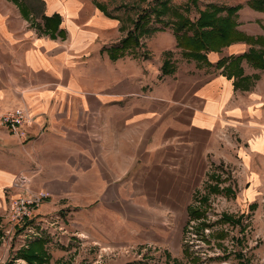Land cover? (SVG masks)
Instances as JSON below:
<instances>
[{
    "label": "crops",
    "instance_id": "obj_1",
    "mask_svg": "<svg viewBox=\"0 0 264 264\" xmlns=\"http://www.w3.org/2000/svg\"><path fill=\"white\" fill-rule=\"evenodd\" d=\"M36 2L40 24H28L35 13L26 2L15 16L24 24H0V223L11 198L46 192L36 217L59 213L88 243L156 241L173 223L183 228L194 193L220 167L244 175L247 197L258 199L264 70L243 59L240 78L248 80L235 86L239 78L217 66L250 45L208 52V63L165 58L179 48L163 29L114 58L110 49L131 26L89 0ZM250 12L238 10L237 29L263 34L243 25ZM53 15L57 28L45 29ZM166 59L172 70L163 74ZM16 108L30 118L20 134L1 122ZM18 175L24 188L13 186Z\"/></svg>",
    "mask_w": 264,
    "mask_h": 264
},
{
    "label": "rangeland",
    "instance_id": "obj_2",
    "mask_svg": "<svg viewBox=\"0 0 264 264\" xmlns=\"http://www.w3.org/2000/svg\"><path fill=\"white\" fill-rule=\"evenodd\" d=\"M89 1L102 6L109 14L117 16L127 27L132 25L139 14L150 12L157 2L156 0ZM169 1L172 6L178 7V11L189 21L195 20L199 11L208 9L210 4L226 7L241 4V8L254 10L247 5L249 0H197L196 5L188 0ZM25 2L35 13L28 24H40V20L36 21L35 18L41 13L42 8L37 7L36 0H17V2L0 0V24L2 21H5L8 27L19 21L24 24L23 19L19 20L15 16H18V5L21 6ZM254 11L257 13L250 12L242 23L244 26L248 25L247 28L253 29V32L255 29H261L263 34L257 36H264V10ZM168 13L164 18L171 22L175 18ZM152 19L154 20L153 17ZM235 19L238 25L237 13ZM164 29L172 32L171 27ZM147 36L149 35L140 38ZM261 44L264 50V41ZM248 45L249 48L251 46L259 48V45ZM179 49L174 48L168 56L171 58L177 53L183 57V49ZM249 65L258 68L250 63ZM216 171L221 179L219 187H227L230 191L209 193L206 184L210 181L206 178L199 187V191L202 194L208 193L209 197L203 218L199 221L188 218L182 229L180 224L173 223L170 236L156 241H140L122 247H101L88 243L82 236L72 233L59 213L35 217L38 209L36 208L34 218L25 224L12 227L13 222L8 211V217L0 223V264H33L25 258L24 252L31 251V246L34 247L32 243L38 241L40 246L36 245L34 250L40 249L48 258L41 264H264V192L258 193L255 202H250L246 195L248 190L246 191L244 175L236 173L231 168L220 167ZM225 213L234 219L241 216V219L237 223L223 222L221 219ZM200 222L208 225L202 230L198 228L197 231V224Z\"/></svg>",
    "mask_w": 264,
    "mask_h": 264
},
{
    "label": "trees",
    "instance_id": "obj_3",
    "mask_svg": "<svg viewBox=\"0 0 264 264\" xmlns=\"http://www.w3.org/2000/svg\"><path fill=\"white\" fill-rule=\"evenodd\" d=\"M17 2V0H13ZM141 1V0H140ZM145 1V0H142ZM157 2L151 8V11L139 14L136 20H133L130 29L128 30L126 36L121 40L120 46L112 47L110 49V55L115 58L118 53L132 49L139 45L140 37L143 35H150L156 31L163 30L166 27L172 28V33L176 38V46L182 48V56L184 58L194 59L200 62H207V53L214 51L220 52L224 46H227L233 42L242 41L251 45H259V48L250 47L243 54L238 56H230V61L226 64L227 59L222 58L217 62V66H224L227 69L228 76L238 77L235 86H237V81L248 80L247 77L240 78L242 74V69L240 67V62L245 59L248 63L256 66L258 68L264 69V50L262 49L261 42L264 41V36H248L237 30V22L235 15L237 11L242 7L241 4L235 6H218L210 4L208 9L201 10L195 20L189 21L185 18L179 11L178 7L172 6L169 0H156ZM191 4L196 5L197 0H188ZM18 5V4H17ZM247 5L254 10H264V0H249ZM19 10L25 13V8L21 4L18 5ZM102 7V6H99ZM103 8V7H102ZM104 9V8H103ZM184 10V8H183ZM168 14L178 20H166L164 15ZM225 14H222V13ZM111 17H117L109 14ZM154 18V20L152 19ZM118 18V17H117ZM59 23V17L53 15L51 17L44 18L45 29L55 30ZM160 25V26H158ZM170 52L165 53V58L168 57ZM172 69L169 65V60H164L162 65V73H169ZM208 179L214 181V183H207V191L209 193L213 192H229L227 187L220 188L219 175L211 173ZM208 193L202 194L199 190L194 193L193 201L188 206L189 219H195L199 221L204 216L205 207L208 203ZM241 219L239 216L237 219L232 218L229 214L222 215L223 222H235L237 223ZM204 222L197 224L196 230L207 226ZM187 227V224L186 226ZM34 247L40 246V242L32 243ZM34 247L31 246V251L24 252V256L29 262L33 264H41L46 262L48 258L39 251H35Z\"/></svg>",
    "mask_w": 264,
    "mask_h": 264
},
{
    "label": "built area",
    "instance_id": "obj_4",
    "mask_svg": "<svg viewBox=\"0 0 264 264\" xmlns=\"http://www.w3.org/2000/svg\"><path fill=\"white\" fill-rule=\"evenodd\" d=\"M29 120L30 118L27 113L21 108H16L1 117L2 124L6 125L10 132L14 134H20L19 127ZM26 183L27 179L22 175H18L13 182V186L16 188H24ZM47 196L48 194L46 192H29L26 195L11 198L8 211L10 220L13 222L12 227L25 224L34 218L36 208L40 206Z\"/></svg>",
    "mask_w": 264,
    "mask_h": 264
}]
</instances>
